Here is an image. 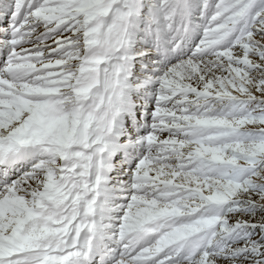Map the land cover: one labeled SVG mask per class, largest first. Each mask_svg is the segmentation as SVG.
<instances>
[{
    "label": "snow or ice",
    "instance_id": "1",
    "mask_svg": "<svg viewBox=\"0 0 264 264\" xmlns=\"http://www.w3.org/2000/svg\"><path fill=\"white\" fill-rule=\"evenodd\" d=\"M0 264H264V0H0Z\"/></svg>",
    "mask_w": 264,
    "mask_h": 264
}]
</instances>
